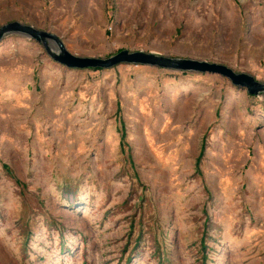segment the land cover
<instances>
[{
  "label": "rangeland",
  "instance_id": "1",
  "mask_svg": "<svg viewBox=\"0 0 264 264\" xmlns=\"http://www.w3.org/2000/svg\"><path fill=\"white\" fill-rule=\"evenodd\" d=\"M12 22L76 57L141 51L264 83V0H0ZM0 264H264V94L208 73L69 70L5 35Z\"/></svg>",
  "mask_w": 264,
  "mask_h": 264
},
{
  "label": "water",
  "instance_id": "2",
  "mask_svg": "<svg viewBox=\"0 0 264 264\" xmlns=\"http://www.w3.org/2000/svg\"><path fill=\"white\" fill-rule=\"evenodd\" d=\"M7 34L23 35L41 44L55 63L69 70H108L119 65H139L177 72L208 73L226 78L231 85L246 90L250 96L264 94V83L257 82L250 75L235 73L230 68L217 63L163 57L154 53L129 52L128 50H121L105 59L95 57L81 58L70 54L63 43L53 34L36 30L31 26L21 25L17 22L8 23L0 27V40Z\"/></svg>",
  "mask_w": 264,
  "mask_h": 264
}]
</instances>
